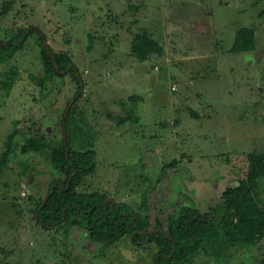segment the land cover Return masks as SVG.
<instances>
[{"label": "rangeland", "instance_id": "374dc122", "mask_svg": "<svg viewBox=\"0 0 264 264\" xmlns=\"http://www.w3.org/2000/svg\"><path fill=\"white\" fill-rule=\"evenodd\" d=\"M3 1L0 38L39 26L52 49L69 52L79 83L65 73L41 95L30 37L1 61L0 81L12 84L0 86V156L13 130L18 141L64 138L69 111L68 129L87 132L96 149L95 170L78 189L135 208L145 200L158 227L180 204L207 210L242 177L246 153L264 143V0H11L1 13ZM240 26L253 29L254 48L231 51ZM143 28L163 50L142 60L130 39ZM130 94L137 120L118 123ZM55 175L39 152L11 154L0 166V264H153L152 243L124 235L102 246L76 225L40 226L32 209ZM208 264H264V238Z\"/></svg>", "mask_w": 264, "mask_h": 264}, {"label": "trees", "instance_id": "16d2710c", "mask_svg": "<svg viewBox=\"0 0 264 264\" xmlns=\"http://www.w3.org/2000/svg\"><path fill=\"white\" fill-rule=\"evenodd\" d=\"M11 3V0H4L1 13L7 12ZM6 34L0 38V62L23 49L28 37L37 46L41 69L40 74L32 78L41 95L65 73L79 83L78 70L69 52L54 50L45 44L46 34L39 26H16ZM254 40L253 29L240 26L235 30L229 49L250 50L254 48ZM162 50L146 28L131 36L130 52L138 59L143 60L151 53L160 54ZM11 84L9 76L0 81L1 87ZM136 98V94L127 96L130 104L123 115H116L118 123L130 118L137 120L133 113ZM63 119L64 138L26 136L18 141L15 137L18 131L13 130L0 156V166H5L14 153L47 155L56 175L49 180L43 197L32 209V217L40 226L46 229L63 226L66 231L76 225L85 230L90 240L102 246L111 245L124 235L138 246L152 243L155 246L153 264H208L220 259L232 247H253L264 238V143L260 149L246 153L242 177L235 184L226 185L219 200L207 210L199 209L194 202L183 203L168 215L163 226L153 227L149 216L143 212L145 200L135 208L125 201L109 200L102 191L78 189L84 178L95 170L96 149L87 132L76 127L68 129L69 111ZM79 135L81 139L77 140ZM174 163L173 160L170 165ZM261 194L262 202L257 199Z\"/></svg>", "mask_w": 264, "mask_h": 264}, {"label": "water", "instance_id": "95a60500", "mask_svg": "<svg viewBox=\"0 0 264 264\" xmlns=\"http://www.w3.org/2000/svg\"><path fill=\"white\" fill-rule=\"evenodd\" d=\"M45 44H47V42L45 41ZM67 108H68V105H67V107H66V109H65V111H64V114H65V112H66V110H67ZM65 116V115H64ZM64 116H63V118H64ZM64 121L62 122V126H64ZM65 135V134H64Z\"/></svg>", "mask_w": 264, "mask_h": 264}, {"label": "flooded vegetation", "instance_id": "af4514ba", "mask_svg": "<svg viewBox=\"0 0 264 264\" xmlns=\"http://www.w3.org/2000/svg\"><path fill=\"white\" fill-rule=\"evenodd\" d=\"M107 196H108V194H107ZM108 199H109V200L116 201V200H114V199L110 198L109 196H108ZM116 202H118V201H116Z\"/></svg>", "mask_w": 264, "mask_h": 264}, {"label": "crops", "instance_id": "0c3cea01", "mask_svg": "<svg viewBox=\"0 0 264 264\" xmlns=\"http://www.w3.org/2000/svg\"><path fill=\"white\" fill-rule=\"evenodd\" d=\"M87 13H89V12H87ZM88 15H90V14H88ZM32 24V23H31Z\"/></svg>", "mask_w": 264, "mask_h": 264}]
</instances>
